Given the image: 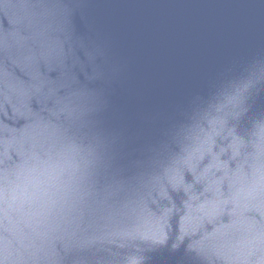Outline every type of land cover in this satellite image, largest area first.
Listing matches in <instances>:
<instances>
[{"label":"water","instance_id":"95a60500","mask_svg":"<svg viewBox=\"0 0 264 264\" xmlns=\"http://www.w3.org/2000/svg\"><path fill=\"white\" fill-rule=\"evenodd\" d=\"M117 264H264V0H249L205 109Z\"/></svg>","mask_w":264,"mask_h":264}]
</instances>
